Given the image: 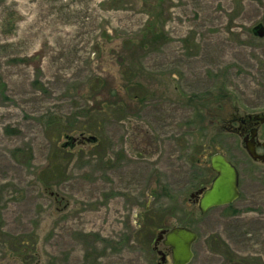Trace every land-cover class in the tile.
<instances>
[{
    "label": "rangeland",
    "instance_id": "obj_1",
    "mask_svg": "<svg viewBox=\"0 0 264 264\" xmlns=\"http://www.w3.org/2000/svg\"><path fill=\"white\" fill-rule=\"evenodd\" d=\"M259 27L264 0H0V264H155L177 225L189 264H264V164L227 129L264 112ZM215 153L240 197L202 213Z\"/></svg>",
    "mask_w": 264,
    "mask_h": 264
},
{
    "label": "water",
    "instance_id": "obj_2",
    "mask_svg": "<svg viewBox=\"0 0 264 264\" xmlns=\"http://www.w3.org/2000/svg\"><path fill=\"white\" fill-rule=\"evenodd\" d=\"M256 31L260 37L264 36L262 27ZM91 139L96 140L94 137ZM245 149L253 160L264 162V154L257 153L252 141H246ZM210 166L216 173L211 186L204 192L200 190L191 195V198L201 195L199 209L202 213L214 207L230 205L240 197L239 172L226 156L222 153L214 154L210 159ZM197 239L198 234L194 230L185 226H175L170 230L161 231L156 238V244L162 241L165 246L172 249L173 264H188L194 256L192 246ZM162 260L165 261L164 255Z\"/></svg>",
    "mask_w": 264,
    "mask_h": 264
},
{
    "label": "flooded vegetation",
    "instance_id": "obj_3",
    "mask_svg": "<svg viewBox=\"0 0 264 264\" xmlns=\"http://www.w3.org/2000/svg\"><path fill=\"white\" fill-rule=\"evenodd\" d=\"M263 126H264V112H261V113H257V114H255V113L245 114V115L240 116V117L232 116V118L229 119V121H228V128L227 129L230 132L235 133L237 136H240L242 138L244 146L246 144V141L247 142L252 141L255 145L257 153L259 155H263L264 154V140L260 139V135H262V127ZM228 160H230V159L228 158ZM260 163L264 164V162H260ZM210 168H211V166H210ZM211 170H212V168H211ZM213 173L215 174V176L211 180L210 184L208 186L200 187L198 190H196L193 193H196L200 190H202L204 192L211 185L212 181L216 177V173L214 171H213ZM193 193H191V195ZM191 195H190V197H191ZM200 197H201V195L194 197V198H190V199H194V201H196V203H198V206H199ZM177 226H181V225H177ZM173 227H175V226H173ZM172 228L161 229V230H159L158 234L163 230H170ZM153 251L156 253L157 258H159V261H156L155 264H173L172 253H171L172 249L170 247L165 246L162 243V241H159L156 244V239H155ZM22 254H24L23 255L24 258L21 255H19V256L24 259L23 264H31L30 257L28 255H26L24 252H22ZM163 255L165 256V261L162 260Z\"/></svg>",
    "mask_w": 264,
    "mask_h": 264
},
{
    "label": "trees",
    "instance_id": "obj_4",
    "mask_svg": "<svg viewBox=\"0 0 264 264\" xmlns=\"http://www.w3.org/2000/svg\"><path fill=\"white\" fill-rule=\"evenodd\" d=\"M13 243H16L17 245H20V241H13ZM220 243H222V242H220ZM223 244V246H225V247H227V245H225L224 243H222Z\"/></svg>",
    "mask_w": 264,
    "mask_h": 264
}]
</instances>
